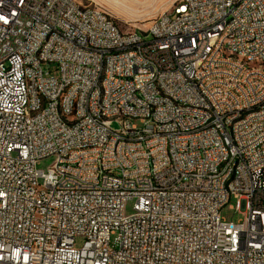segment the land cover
<instances>
[{"label": "built area", "instance_id": "2783aa9c", "mask_svg": "<svg viewBox=\"0 0 264 264\" xmlns=\"http://www.w3.org/2000/svg\"><path fill=\"white\" fill-rule=\"evenodd\" d=\"M255 63L264 0H178L130 32L83 0H0V264H264Z\"/></svg>", "mask_w": 264, "mask_h": 264}, {"label": "rangeland", "instance_id": "374dc122", "mask_svg": "<svg viewBox=\"0 0 264 264\" xmlns=\"http://www.w3.org/2000/svg\"><path fill=\"white\" fill-rule=\"evenodd\" d=\"M84 3H93L104 11H106L118 24L123 32L136 30H145L151 22L164 11L169 9L175 0H83ZM48 70V67H45ZM50 71L55 70L50 67ZM137 123V122H136ZM119 125V124H118ZM117 123L113 126L119 128ZM137 125L140 126L139 123ZM56 161L54 156L41 160L36 168L38 170L47 171ZM134 202L130 201L127 204L126 213H133ZM235 201H232L221 211V217L227 221L237 223L242 219L235 208ZM233 206V209H230ZM82 239H77V245L82 244Z\"/></svg>", "mask_w": 264, "mask_h": 264}, {"label": "bare ground", "instance_id": "6f19581e", "mask_svg": "<svg viewBox=\"0 0 264 264\" xmlns=\"http://www.w3.org/2000/svg\"><path fill=\"white\" fill-rule=\"evenodd\" d=\"M70 1H79V0H70ZM174 2H178V0H175ZM255 70L264 71V63H255ZM97 110H104V103H97ZM57 119L75 120V113H64V109H57ZM115 122L119 125H128V116L124 114H115ZM234 165H235V156H228L227 166H234ZM152 193H159V186H152Z\"/></svg>", "mask_w": 264, "mask_h": 264}]
</instances>
